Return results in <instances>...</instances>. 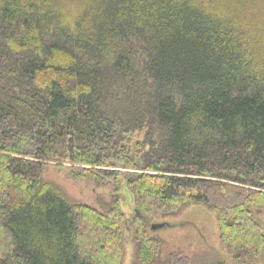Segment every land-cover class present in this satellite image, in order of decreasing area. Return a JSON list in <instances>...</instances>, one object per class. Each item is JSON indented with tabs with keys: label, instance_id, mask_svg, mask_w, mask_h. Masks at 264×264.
Returning <instances> with one entry per match:
<instances>
[{
	"label": "trees",
	"instance_id": "obj_1",
	"mask_svg": "<svg viewBox=\"0 0 264 264\" xmlns=\"http://www.w3.org/2000/svg\"><path fill=\"white\" fill-rule=\"evenodd\" d=\"M49 163L124 180L148 218L203 203L235 260L257 255L264 0H0V264H122L129 223L155 264L162 241L136 212L69 202Z\"/></svg>",
	"mask_w": 264,
	"mask_h": 264
},
{
	"label": "rangeland",
	"instance_id": "obj_2",
	"mask_svg": "<svg viewBox=\"0 0 264 264\" xmlns=\"http://www.w3.org/2000/svg\"><path fill=\"white\" fill-rule=\"evenodd\" d=\"M144 132L134 133L133 139L142 140ZM71 166L66 164L59 168L55 163H49L43 168L42 178L55 186L63 198L69 202L85 203L99 209L107 210L109 203L116 196L120 208L125 215L132 216L136 212L149 235H155L161 243L160 252L155 264H163L167 256L175 251H183L197 264H264V246L257 255L246 261H237L219 242V228L213 213L203 203H188L182 205L176 212L166 216L146 217L137 210L133 196L123 183L115 190L116 184L111 178H106L101 184L86 179L74 180L71 177ZM253 217L264 228V206L251 205ZM152 222H167L168 225L156 231H150ZM136 226L129 223L123 233L122 264H141L136 257Z\"/></svg>",
	"mask_w": 264,
	"mask_h": 264
},
{
	"label": "water",
	"instance_id": "obj_3",
	"mask_svg": "<svg viewBox=\"0 0 264 264\" xmlns=\"http://www.w3.org/2000/svg\"><path fill=\"white\" fill-rule=\"evenodd\" d=\"M167 225H168L167 222H152L150 224V230L151 231H156V230L161 229V228H163V227H165Z\"/></svg>",
	"mask_w": 264,
	"mask_h": 264
}]
</instances>
